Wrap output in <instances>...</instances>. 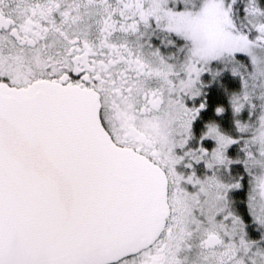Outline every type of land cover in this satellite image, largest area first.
I'll return each instance as SVG.
<instances>
[{
    "label": "snow or ice",
    "instance_id": "obj_1",
    "mask_svg": "<svg viewBox=\"0 0 264 264\" xmlns=\"http://www.w3.org/2000/svg\"><path fill=\"white\" fill-rule=\"evenodd\" d=\"M0 264H264V0H0Z\"/></svg>",
    "mask_w": 264,
    "mask_h": 264
}]
</instances>
